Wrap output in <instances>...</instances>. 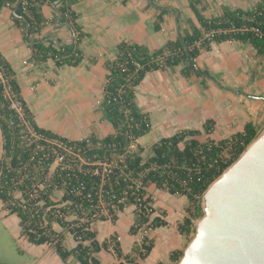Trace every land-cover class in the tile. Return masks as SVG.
<instances>
[{"label": "trees", "instance_id": "trees-1", "mask_svg": "<svg viewBox=\"0 0 264 264\" xmlns=\"http://www.w3.org/2000/svg\"><path fill=\"white\" fill-rule=\"evenodd\" d=\"M0 0V8L9 6L14 12L15 23L22 28L25 40L32 49L33 60L44 63L48 59L57 66H77L83 59L79 44L85 33L77 22L78 14L72 9L76 0ZM201 0H192L200 27L176 40H168L164 46L150 50L145 45L123 41L113 60L107 62L109 74L103 87L101 104L103 117L113 127L105 137L90 135L81 140H71L37 125L25 99L22 96L16 73L0 51V131L3 153L0 158V200L9 214L19 218L21 235L34 245H48L67 262L74 257L77 264H101L98 253L105 250L113 253L117 262L113 264H139L154 247L149 237L134 248V254H124L116 234L100 241L94 224L97 221L115 222L116 206L123 211L127 205L135 204V222L130 228L137 234L139 228L150 218L144 205L153 202L147 188L154 184L172 194L186 195L189 204L186 216L178 230L190 241L195 233L196 220L203 214L202 195L206 188L234 162L247 146L260 134L256 124L249 121L243 131L221 140H198L202 131L180 130L164 137L151 147V155L144 157L139 139L151 130L147 113L142 112L136 102V87L147 73L181 66L186 78L192 76L213 78L207 69L198 66L199 56L209 51L212 44L238 41L253 47L257 55L264 57V0L253 9H230L225 7L220 16L204 17L196 8ZM54 5L60 12V22L67 24L73 41L59 46L53 40L39 37L46 24L41 7ZM25 8V9H24ZM164 11L157 17L155 29L159 30ZM5 80V81H3ZM6 86L20 101L21 116L10 106ZM29 123L46 137L59 138L67 144L82 147L80 158L70 155L71 166H57L49 176L54 158L44 156L47 147L37 149L35 143H28L22 137L21 123ZM215 121L209 119L203 131L210 134ZM135 142L136 149H130ZM41 143L46 144L44 141ZM51 154V153H50ZM84 160L80 168L78 164ZM105 164L110 165L104 172ZM97 171V172H96ZM141 185L138 187V181ZM45 185L40 189L41 183ZM61 192L55 199V192ZM18 194V195H17ZM144 195H148L144 199ZM121 201V202H119ZM109 209V214L104 210ZM111 214V215H110ZM58 225L61 230H58ZM153 228L166 225L160 217L151 221ZM68 232L75 242L69 248L65 244ZM183 250H174L170 259L176 264ZM0 264H8L0 262Z\"/></svg>", "mask_w": 264, "mask_h": 264}, {"label": "crops", "instance_id": "crops-1", "mask_svg": "<svg viewBox=\"0 0 264 264\" xmlns=\"http://www.w3.org/2000/svg\"><path fill=\"white\" fill-rule=\"evenodd\" d=\"M260 1L201 0L196 8L202 16L209 18L220 16L225 7L250 10ZM191 3L192 0H76L72 9L78 14L77 22L85 33L79 44L83 59L77 66H57L52 59L36 63L22 28L15 23L13 10L3 6L0 8V51L14 69L22 96L39 127L71 140H81L90 135L102 138L114 130L104 119L101 104L109 74L107 62L116 57L118 45L130 41L153 51L168 40L184 36L193 26L200 27ZM41 11L46 24L39 37L70 43L72 31L67 24L60 22L53 5L46 3ZM161 11H164L161 27L156 30L155 23ZM197 64L209 70L213 78H186L181 73L182 67L176 66L147 73L136 87V102L150 117V131L152 125L157 128L158 122L162 128L149 150L140 143L142 137L139 139L145 158L151 155L153 144L180 130L198 129L202 131L196 137L198 140L210 138L218 141L243 131L249 121L256 124L254 116L264 104V57L257 55L248 44L226 41L212 44L209 51L199 56ZM209 119H213L215 124L213 131L206 134L203 126ZM256 126L262 130L258 124ZM2 153L0 131V158ZM147 191L153 201V218L160 217L166 225L153 228L149 236L154 247L145 259H138V262L174 264L170 253L178 249L184 251L189 243L178 230L186 216L189 199L154 184L149 185ZM0 208L2 217L19 236V218L9 214L1 200ZM134 222L135 206L131 204L118 214L115 222L97 221L94 228L100 241L116 234L123 253L133 255L139 242L138 233L130 232ZM68 235L72 238L65 232L66 238ZM73 243L72 247L75 246ZM36 246L40 248L43 245ZM98 257L101 264L117 262L113 253L105 250L98 253ZM48 259L53 264H66L69 259H74V264H77L74 257L63 262L52 248L46 256L43 255L41 264H48Z\"/></svg>", "mask_w": 264, "mask_h": 264}, {"label": "water", "instance_id": "water-1", "mask_svg": "<svg viewBox=\"0 0 264 264\" xmlns=\"http://www.w3.org/2000/svg\"><path fill=\"white\" fill-rule=\"evenodd\" d=\"M202 209L176 264H264V130L206 188Z\"/></svg>", "mask_w": 264, "mask_h": 264}, {"label": "built area", "instance_id": "built-area-1", "mask_svg": "<svg viewBox=\"0 0 264 264\" xmlns=\"http://www.w3.org/2000/svg\"><path fill=\"white\" fill-rule=\"evenodd\" d=\"M18 2L23 3V6L25 7V5L27 4V2L25 0H17L16 4ZM25 9V8H24ZM5 81V80H3ZM6 93L10 98V106L11 108L15 109L21 116L23 115L22 113V106L19 100H17L14 95L11 93L10 91V87L6 86ZM21 126L23 127L21 129V137L30 143H35L36 144V148L37 149H41L43 150L45 147L48 148V150H50V153L47 152L44 154V156L46 158H49L50 155L53 156L54 161L53 164L51 165V170L49 172V176L52 175L54 169L57 166H61V168H65L67 166H71L70 164V160L68 157H70V155H75L78 156L80 158L81 156V151H82V147H77L76 145H71V144H67L66 142L62 141L59 138H52V137H46L43 133L38 132L30 123L29 121H23L21 123ZM41 141H44L46 144L41 143ZM137 148V144L135 142H133L130 145V149H136ZM82 160V159H81ZM84 163V160H82L81 163L78 164V168H80L82 166V164ZM110 165L105 164L104 166V172H108ZM97 172V171H96ZM41 183V182H40ZM141 185V181H138V187ZM40 189H44L45 185L44 184H40ZM148 195H144V199L147 198ZM121 202V201H119ZM136 208V205L133 204ZM125 209V208H124ZM144 209L146 211V214L148 215V217L150 218V220L145 223L143 226H141L138 230V235H139V242L138 245L140 246L142 244V241L145 238H149L150 236V232L153 230V227L151 225V221L153 219V214H154V207H153V203L148 202L146 205H144ZM112 210L114 213L119 214L121 211L116 207L113 206ZM105 214H109V209H105L104 210ZM111 215V214H110Z\"/></svg>", "mask_w": 264, "mask_h": 264}, {"label": "rangeland", "instance_id": "rangeland-1", "mask_svg": "<svg viewBox=\"0 0 264 264\" xmlns=\"http://www.w3.org/2000/svg\"><path fill=\"white\" fill-rule=\"evenodd\" d=\"M254 121L256 124L262 127V130H260L261 133L264 130V104L263 108L254 116ZM156 126L157 128L154 126L156 130H154L155 128L152 125V131L140 139V143L146 147V150H149V146H151L152 142L156 139V134H158L159 131H162V128L159 126V122ZM60 195L61 192L58 191L55 192L53 196L55 199H60ZM56 227L59 229L57 225ZM13 230L14 229L11 227L10 223L6 221V219L3 218L0 213V260L7 261L6 263L9 262L10 264H18L19 261L20 263L23 261L22 264H41L43 255L46 256L51 250V247L48 245H43L40 248H37L39 246H36L32 243H27L28 241L25 236L21 234L18 236L16 231ZM65 244L69 248L74 245L72 238L69 235L65 240ZM55 255L57 254L55 253ZM47 263L53 264L51 259H48ZM74 263V259H69L66 264Z\"/></svg>", "mask_w": 264, "mask_h": 264}]
</instances>
